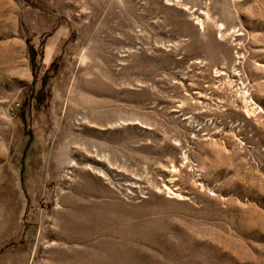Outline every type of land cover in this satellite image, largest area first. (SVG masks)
<instances>
[{"label": "rangeland", "instance_id": "obj_1", "mask_svg": "<svg viewBox=\"0 0 264 264\" xmlns=\"http://www.w3.org/2000/svg\"><path fill=\"white\" fill-rule=\"evenodd\" d=\"M0 264H264V0H0Z\"/></svg>", "mask_w": 264, "mask_h": 264}, {"label": "bare ground", "instance_id": "obj_2", "mask_svg": "<svg viewBox=\"0 0 264 264\" xmlns=\"http://www.w3.org/2000/svg\"><path fill=\"white\" fill-rule=\"evenodd\" d=\"M241 94H242V93H241ZM242 95H243V98L245 99V101H246V103H247V105H246L247 107H246V106H245V107L247 108L248 113H251L252 109H253V111L257 110V109H256V106L251 107L252 109L249 108V106L252 105V101H248V94H247V92L243 93ZM244 99H243V100H244ZM249 100H251V99H249ZM254 102H255V101H254ZM246 103H245V104H246ZM254 105H255V104H254ZM258 107H259V106H258ZM252 114H253V113H252ZM254 114H255V113H254ZM171 190H172V189H170V191H171Z\"/></svg>", "mask_w": 264, "mask_h": 264}]
</instances>
